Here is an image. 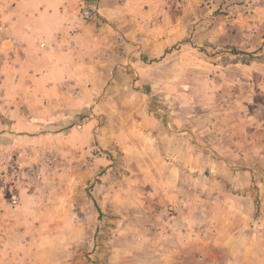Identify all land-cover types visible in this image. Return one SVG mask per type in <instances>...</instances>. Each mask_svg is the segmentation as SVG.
Listing matches in <instances>:
<instances>
[{
    "label": "rangeland",
    "instance_id": "rangeland-1",
    "mask_svg": "<svg viewBox=\"0 0 264 264\" xmlns=\"http://www.w3.org/2000/svg\"><path fill=\"white\" fill-rule=\"evenodd\" d=\"M101 1L0 0V264H264V0L85 19ZM173 26L161 57L148 33ZM74 38L70 78H32V55ZM30 106L48 122L15 124ZM144 117L191 136V166L131 153Z\"/></svg>",
    "mask_w": 264,
    "mask_h": 264
},
{
    "label": "crops",
    "instance_id": "crops-1",
    "mask_svg": "<svg viewBox=\"0 0 264 264\" xmlns=\"http://www.w3.org/2000/svg\"><path fill=\"white\" fill-rule=\"evenodd\" d=\"M110 9L111 8H108V0H102L100 2V7L98 8L100 19L108 20V15H111L112 13ZM173 27L175 28L167 29L165 31L158 30L152 33H148L149 39L154 45L152 51L155 52L156 50V53L158 55H160L161 53V57L165 54L166 51L171 50L174 45L184 39V32L182 30H178L177 26ZM43 44L46 45L45 42H43ZM61 45L62 41H58L54 45V48L56 49L53 48L52 50H43L47 52H44L41 57H39L38 55H32L29 72H31L33 79L37 78L39 74L42 76V73L44 77L48 76L49 69L46 64L49 62L61 63V74L59 75L60 79L71 77L70 72L67 70V68H65L64 65L66 58L68 57L67 55L69 54V52H65L71 49L69 47H72V50L74 51L77 48L84 47L85 45H82V43H80V40H75V38L66 46ZM31 46L36 47V49L38 50L40 48V42H37V39H35L34 41L32 40ZM183 48H185V46H183ZM33 93L36 94L37 92L35 93V90H33ZM44 93L45 92L41 93V95H43ZM28 108L32 109V112L27 113L28 117L26 118V120H21L20 116L18 117V114H14V116H16L15 122H17L15 124L22 127L37 126L39 122L47 123L50 119H48L47 116H45L44 118L41 116V119L39 117L36 119L34 115L35 113L33 114L34 109L31 108V106ZM28 108L27 111H29ZM15 110L21 109L15 107ZM63 118L64 117L62 115H58L57 118L54 119H56V121L58 122H61ZM138 121L141 124L140 129L138 131L130 130V133L127 134L128 136L126 139V144L128 145L132 142V146L130 145V147L128 148L131 153L138 152L139 155L145 159L150 158L159 160L160 162H165L166 164H170L168 167H172L174 169L183 170L187 166L192 165L193 156L191 136L186 135L187 132H185L186 134L181 133L180 131L174 132L175 130L171 132L166 123H160L151 119L150 117H144L141 120L139 119ZM173 126L174 128L180 127L176 118L173 119ZM182 126H184L185 128L186 124ZM132 134L135 136V138L132 137ZM135 143L137 144L134 145Z\"/></svg>",
    "mask_w": 264,
    "mask_h": 264
},
{
    "label": "built area",
    "instance_id": "built-area-1",
    "mask_svg": "<svg viewBox=\"0 0 264 264\" xmlns=\"http://www.w3.org/2000/svg\"><path fill=\"white\" fill-rule=\"evenodd\" d=\"M83 16L85 19H89V20H93V19H98L99 16V12H98V7L97 5H93L90 6L88 8H85L84 12H83ZM45 45L42 44V47H44Z\"/></svg>",
    "mask_w": 264,
    "mask_h": 264
}]
</instances>
